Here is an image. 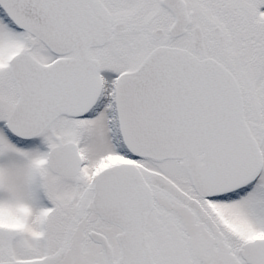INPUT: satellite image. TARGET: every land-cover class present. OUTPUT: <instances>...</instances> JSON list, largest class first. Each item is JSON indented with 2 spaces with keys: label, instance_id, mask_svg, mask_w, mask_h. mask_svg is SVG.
I'll use <instances>...</instances> for the list:
<instances>
[{
  "label": "snow or ice",
  "instance_id": "1",
  "mask_svg": "<svg viewBox=\"0 0 264 264\" xmlns=\"http://www.w3.org/2000/svg\"><path fill=\"white\" fill-rule=\"evenodd\" d=\"M0 264H264V0H0Z\"/></svg>",
  "mask_w": 264,
  "mask_h": 264
}]
</instances>
